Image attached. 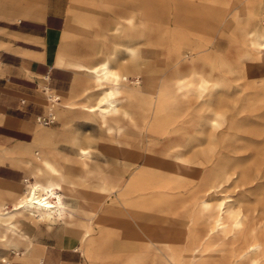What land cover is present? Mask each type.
Instances as JSON below:
<instances>
[{
  "label": "bare ground",
  "instance_id": "6f19581e",
  "mask_svg": "<svg viewBox=\"0 0 264 264\" xmlns=\"http://www.w3.org/2000/svg\"><path fill=\"white\" fill-rule=\"evenodd\" d=\"M152 1H158L157 5H150ZM207 1L227 10L246 0ZM247 1V24L241 27L247 42L244 53L264 66L261 0ZM185 3L126 0L129 15L122 16L126 22L105 17L115 34L123 32L128 40L144 37L158 46L161 70L146 72L143 84L132 76L126 57L114 47L93 65L83 63L84 48L99 51L100 46H92L96 41L86 36L81 42L69 39L81 32L75 25L70 26L75 28L72 31L66 26L56 64L86 72L76 92H71L77 99L60 101L53 94L52 101L65 124L83 117L104 128L108 140L99 150L114 157V165L102 169L93 164L90 136L72 128L64 129L62 136L70 143L71 161L81 173L58 163L55 148L45 145L52 136L49 131L35 133L34 140L42 144L35 152L0 144L1 155L27 168L22 182L0 179V238L12 236L29 242L20 248L19 241L10 240L18 258L39 263L42 257L35 260L33 256L45 245L36 243L32 233L43 226L48 230L59 226L71 233L70 246L81 250L93 264L116 260L119 264H264V202L258 206L264 171L257 160L247 161L240 153L256 141L259 144L255 137L264 135V94L253 91L254 95L238 97L232 106H224L219 98L210 107L214 90L227 86L223 65L211 63L219 70L213 72L192 62L210 52V39ZM36 5L31 2L27 7L33 10ZM134 9L142 19L139 30ZM230 14L232 20H241L239 10H229L223 20ZM69 15L85 24L76 11ZM154 18L161 22L148 24ZM54 105L50 112L54 113ZM131 127L140 133L138 139L129 136ZM197 132L209 142L204 144ZM145 133L153 137L145 141ZM218 146L219 157L212 161ZM193 148L212 163L204 173L205 161L191 152ZM93 169L101 182L90 185L86 182ZM107 172L125 179L108 181ZM97 194L109 200L99 203L92 197ZM86 204L94 217L76 221L77 206L87 210Z\"/></svg>",
  "mask_w": 264,
  "mask_h": 264
},
{
  "label": "rangeland",
  "instance_id": "374dc122",
  "mask_svg": "<svg viewBox=\"0 0 264 264\" xmlns=\"http://www.w3.org/2000/svg\"><path fill=\"white\" fill-rule=\"evenodd\" d=\"M64 4V11L67 16V28L68 31H72V29L78 30L81 33L77 35L71 34L69 39H72L76 42H81L86 36L88 41H96L97 44H92L96 46H100V50H93L90 47L84 48V55H83V63L88 65H93L97 61L101 60L104 55H106L112 47L116 48L118 51V55L126 57L125 61L128 62L129 69L132 73V76H138L139 79L144 82V77L146 72L155 73L161 70L159 69L160 60L158 57V46H152L148 43L147 39L144 37L131 38L132 40H128L125 38L123 32H119L115 34L114 31L108 29V21H106L105 17L111 18L112 21L116 19H120L122 23L126 22L122 16L129 15V7L125 4L126 0H63ZM148 1V0H147ZM186 5L188 8L192 9L194 19H198V23L202 24L204 35L210 39L208 45L210 48V52L203 56H197L194 61L196 64L200 65L201 67L204 66V70L217 72L218 69L212 68L210 65L211 63H217L223 65L224 77L227 82V86H221L220 88L214 90V97L211 100V108L214 103H218L217 99L220 98L221 102H223L224 106H232L234 100L238 97H245L246 95H254L253 91L264 94V66L259 65L253 59L245 56V49L247 47V42L244 41V37H242V28H245L247 24V12L249 9L248 1L246 0L243 4H238L231 6L229 9L224 10L222 8H218L217 5L210 3L207 0H185ZM255 1V0H253ZM34 2L36 3L37 7L33 10H30L27 7V4ZM150 5H157L158 1L149 2ZM261 7L259 8V14L261 13V18H264V0H261ZM47 0H11V15L16 16L17 18L21 16H30L35 17L41 13L44 14L46 8ZM135 12L133 13L136 17L135 21V28L139 30V26L141 28V15L140 12L134 9ZM231 10V13L235 10L240 11V18L239 22L232 20L231 14L226 20H223L225 17V13ZM76 11L77 13L81 14L85 18V24L81 25L78 24L76 20L69 15V12ZM99 13H101L99 15ZM99 15V16H98ZM117 21V20H116ZM161 21L157 18L148 20V24L158 25ZM165 22H171L170 20H165ZM264 23V22H263ZM75 25V26H74ZM139 25V26H138ZM74 26V27H70ZM80 27V28H79ZM82 30V31H81ZM123 31V30H122ZM65 32V31H64ZM64 32L61 35V42L63 41ZM84 32V33H83ZM87 33L89 35H87ZM67 35V33H66ZM65 35V36H66ZM72 36V37H71ZM81 36V37H80ZM127 46H131L132 49H128ZM243 48V49H242ZM242 49V51H241ZM164 51V49H163ZM61 52L60 46L58 48L55 62L58 60V55ZM69 67L77 72V79L72 87V89L67 92V94H62L59 91L49 89L48 93L50 95L49 101L46 102V114L48 112L49 107L52 104H55L53 107L54 114L56 115L57 120L49 125L42 124L38 122L36 118H34L32 124V128H30L31 132L33 133V137L35 133L38 131H49L52 133V136L49 139V142H45L47 147L55 148L53 153L56 154V160L58 163L67 164V166H72L75 172L81 173L79 166L74 164L71 161L73 157V153L68 149L70 143L66 137L62 136V131L67 128H72L77 132L86 133L89 137V142L92 145L91 149V161L93 164H97L98 167L102 169H107V167H112L114 165V161L110 154H104L99 150V147L103 144V141L108 140V133L102 129L99 124L89 119L83 117L74 118L73 121L68 122L65 124L64 118L59 114L58 105L56 102L52 101V95L58 94L60 96V101H74L77 99L75 95H71L77 88L78 83L84 76L86 69H75L70 66ZM222 71V70H221ZM76 92V91H75ZM205 94V93H204ZM223 98V99H222ZM213 103V104H212ZM196 106V102L193 104V109ZM208 115L212 116L211 112L207 113ZM115 131V130H114ZM130 135L135 138H139V132L134 128H129ZM197 135L201 136L202 142L207 144L209 140L204 136V134L197 132ZM262 135V134H261ZM264 136V135H263ZM263 136L255 137L260 139V143L256 141L254 144L252 143L244 150L240 151L241 155L244 156V159L247 161L257 160L261 164L262 170L264 171V138ZM144 140L146 141L149 137H153L151 134L145 133ZM34 140V138H33ZM35 149L33 152L39 150L42 147V144L38 141H33ZM0 144H8L6 142H1ZM12 147L16 149H20L18 144H10ZM258 145V147H256ZM221 148L218 146L216 149L212 161H216L219 157V152ZM58 151V152H57ZM191 152L196 153L198 157L204 159L205 163L202 166V173L212 165L210 161H207L204 156H202L201 150L197 148L191 149ZM226 152V151H225ZM10 161L13 165H17L23 167L25 170V164L19 163L16 159L11 158V156H7L0 154V164L1 162L5 163ZM110 159V161H109ZM37 162V161H36ZM9 164V163H8ZM95 168V167H93ZM68 172L72 173L68 168H65ZM92 170V169H91ZM98 170V169H97ZM96 170L93 169L91 173L88 175V181L86 183L93 185L96 182H101L98 178V175L95 172ZM26 177H27V170H26ZM25 177V178H26ZM113 177V179L111 178ZM31 180L34 179V176L30 175ZM105 178L111 182L121 183L124 181L125 177H120L119 175L115 176L114 173L107 172L105 174ZM100 180V181H99ZM23 181V180H22ZM21 181V182H22ZM261 182L264 184V176L260 179ZM12 186L10 184H2ZM260 195L258 196L259 204L258 206L261 208V203L264 202V187L260 190ZM118 193V190L113 194ZM93 199L98 201L99 203H105L108 201L109 198L106 200L104 196L99 194L93 196ZM97 202V203H98ZM88 204H86V207ZM79 207V210L76 212V221L85 222L88 220L90 216L94 217L91 212H88L84 207ZM94 222V218L91 220ZM66 231V232H64ZM66 233V234H65ZM32 235L35 236L36 243L39 242L41 244L50 243L54 245L60 246H70V237H72L69 230L60 228L59 226H54L51 229H46L44 226L41 230H34ZM12 241H19L12 236L0 238V264H31L35 262H31L29 260H23L18 258L17 256V249L12 248L9 245ZM20 248H25L26 245L29 244L28 241H19ZM37 245V244H36ZM73 247V246H71ZM42 250L37 251L33 258L35 260L39 259V256L42 255ZM5 256L8 261H4ZM10 262V263H8ZM40 263V261H39ZM35 263V264H39ZM72 264H93L91 260L86 259L82 256V260L79 263H72ZM101 264H119L118 261H110V262H101Z\"/></svg>",
  "mask_w": 264,
  "mask_h": 264
},
{
  "label": "crops",
  "instance_id": "0c3cea01",
  "mask_svg": "<svg viewBox=\"0 0 264 264\" xmlns=\"http://www.w3.org/2000/svg\"><path fill=\"white\" fill-rule=\"evenodd\" d=\"M63 4L47 0L44 14L17 18L11 0H0V141L25 152L35 149L30 128L45 113L48 87L69 92L77 79L76 70L55 62L67 26ZM10 161L0 164V179L21 182L26 170ZM82 256L74 247L45 243L39 264L79 263Z\"/></svg>",
  "mask_w": 264,
  "mask_h": 264
},
{
  "label": "built area",
  "instance_id": "2783aa9c",
  "mask_svg": "<svg viewBox=\"0 0 264 264\" xmlns=\"http://www.w3.org/2000/svg\"><path fill=\"white\" fill-rule=\"evenodd\" d=\"M49 97L50 95L48 96V101H49ZM36 119L38 120V122L45 124V125L52 124L57 120L56 115L53 112H50L49 110L47 114L45 111V113L38 115Z\"/></svg>",
  "mask_w": 264,
  "mask_h": 264
}]
</instances>
